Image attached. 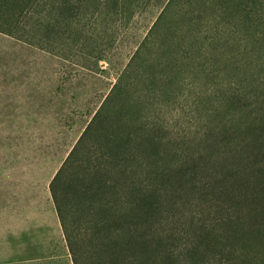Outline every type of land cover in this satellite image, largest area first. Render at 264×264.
Segmentation results:
<instances>
[{
	"label": "rangeland",
	"instance_id": "1",
	"mask_svg": "<svg viewBox=\"0 0 264 264\" xmlns=\"http://www.w3.org/2000/svg\"><path fill=\"white\" fill-rule=\"evenodd\" d=\"M125 1L79 0V5L71 1L61 8L48 5L47 10L39 8L28 15L23 37L0 32V264H74L50 182L121 75L128 89L115 102L112 119L96 135L118 130L123 139L134 131L140 134L147 120L145 108L152 102L148 92L156 85L148 78V63H135L131 68L128 64L159 14L160 2ZM213 22L209 19L200 30L194 29L200 34L194 33L193 49L200 52L192 53L193 63L180 66L181 74L171 86L175 98L166 113L167 130L158 135H176L178 151L161 153V167L157 174L150 173L155 182L148 190L150 194L156 191L166 218L181 222L202 216L222 221L209 236L208 250L211 256L217 252L213 237L226 231L223 264H264V177L258 174L262 161L254 154L255 143L235 125L229 137L242 151L225 146L228 126L221 122L225 111L218 118L215 131L219 132L211 138L183 139L195 126L198 113L193 109L219 105V99L210 95L219 94L226 84L238 85L235 78L216 71L211 56L216 44L208 43L213 32L206 26ZM160 44H149L144 56L156 55ZM216 47L221 55L223 46ZM88 165L81 169V177L88 180L85 190L89 191L95 176L89 174ZM116 173L100 174V180L110 181L113 187L105 198L126 201L128 179ZM74 178L71 174L66 180V201H77L70 188H74ZM228 206H235L236 213L228 212ZM234 222L237 235L231 231Z\"/></svg>",
	"mask_w": 264,
	"mask_h": 264
},
{
	"label": "trees",
	"instance_id": "2",
	"mask_svg": "<svg viewBox=\"0 0 264 264\" xmlns=\"http://www.w3.org/2000/svg\"><path fill=\"white\" fill-rule=\"evenodd\" d=\"M71 1L79 5V0L51 3L48 0H0V32L23 37L27 27L24 21L30 13L39 8L46 9L48 5L61 8ZM122 2L126 4L125 0ZM159 2V14L128 64L131 68L135 63H148V78L156 85V89L148 92L152 102L145 108L147 120L139 128L140 134L134 131L123 139L118 130L108 131L102 137L96 135L112 119L110 113L115 102L128 89L121 75L50 182L54 206L74 264H119L126 260L129 264H223L222 243L226 231L215 233L213 237L217 252L211 256L208 250L209 236L222 221L202 216L181 222L166 218L156 191L150 194L148 190L151 182L152 185L155 182V178L154 181L150 179V173L157 174L161 167V153L174 155L178 151L176 135L169 137L162 133L158 135V132L167 130L166 113L175 98L170 89L181 74L180 66L193 63L192 53L200 52L193 49L195 34H200L194 29L200 30V25L209 19L214 21L206 26L212 27L213 32L208 43L216 44L215 53L211 55L216 71L221 70L224 76L235 78L238 85L232 88L226 84L219 94L210 95L212 99H219V105L212 108L199 105L193 109V113H198L195 126L192 130L189 128L183 139L191 141L201 136L208 140L219 132L215 131L218 118L221 111H225L221 119L224 126H228L224 134L225 146L242 151L232 145L234 139L229 137L233 127L238 125L239 133L255 143L254 154L262 161L258 174L264 177V0ZM157 41L161 44L156 55L150 53L146 58L144 48ZM162 42L166 46L163 47ZM220 44L223 46L221 55L217 54L216 47ZM220 56H223L221 63ZM201 155L200 160L204 157L203 153ZM128 159L129 165L125 163ZM86 163L91 167L89 174L95 176L89 191L85 190L88 180L81 177V169ZM108 171L114 175L116 171L126 174V201L105 198L113 187L110 181L100 180V174ZM71 174L75 175L71 182L75 189L69 186L77 201H66L63 193ZM116 187L119 190V185ZM115 196L120 199L117 192ZM228 210L236 213L235 206H228ZM192 227L194 231H191ZM231 231L237 235L236 222L232 223ZM198 250H201L200 255ZM88 255H91L89 259Z\"/></svg>",
	"mask_w": 264,
	"mask_h": 264
}]
</instances>
